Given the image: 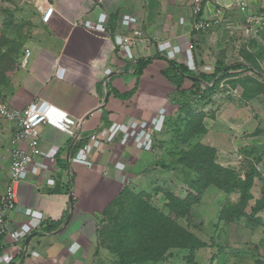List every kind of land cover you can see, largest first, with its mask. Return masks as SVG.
Wrapping results in <instances>:
<instances>
[{
  "label": "crops",
  "instance_id": "0c3cea01",
  "mask_svg": "<svg viewBox=\"0 0 264 264\" xmlns=\"http://www.w3.org/2000/svg\"><path fill=\"white\" fill-rule=\"evenodd\" d=\"M43 1L54 6L56 13L42 24L40 39L25 47L31 53L27 65L21 66L24 49L18 68L6 84L0 83L1 102L9 108L22 110L35 99L53 107L42 129V154L22 176L16 208L6 218L8 231L21 224H29L32 231L15 243L4 237L0 253L25 256L23 264H96L105 253L98 237L102 213L112 201L125 191L149 194L146 187L164 184L168 121L183 114L178 103L182 91L191 98L196 83L202 90L211 87L213 82H200L198 76L211 75L218 65L227 67L236 43L244 45L235 56L237 70L229 73L258 74L256 68L264 59V29L246 33L244 20L248 13H259L264 2L205 0L204 11L194 16L192 0ZM240 2L246 11L240 10ZM215 9L223 11L219 25L194 33V22L208 20ZM101 13L108 16L106 32L86 29ZM130 20L138 25L128 27ZM136 27L147 41L127 55L117 47L115 36L127 35ZM227 30H234L233 46L228 45L232 39ZM160 42L172 47L169 54L157 52ZM190 45L193 60L187 65L185 51ZM59 68L64 70L61 79L56 78ZM179 75L183 81L177 88L171 80ZM247 91L241 88L231 97L221 92L196 107L204 115L206 133L199 138L204 145L217 155L225 153V158L232 159L234 153L235 160L241 158L252 166L264 162V93L254 98L247 97ZM162 114L166 119L152 151L119 142L100 143L82 160L76 159L91 134L108 130L116 122L124 131ZM14 131L13 123L0 118V196L8 181ZM41 166L49 168L47 178L37 177L36 167ZM241 174L244 179L246 174ZM255 185H259L256 172L253 189ZM27 209L34 212L32 217L24 214Z\"/></svg>",
  "mask_w": 264,
  "mask_h": 264
},
{
  "label": "rangeland",
  "instance_id": "374dc122",
  "mask_svg": "<svg viewBox=\"0 0 264 264\" xmlns=\"http://www.w3.org/2000/svg\"><path fill=\"white\" fill-rule=\"evenodd\" d=\"M43 2V0H0V57L3 53H8L11 58L6 71H1L0 68V79L3 75L5 81L11 77L14 69L18 68L20 53L25 47L35 44L36 39L39 38L38 36L41 34L39 30L42 29V24L45 23L42 10L46 5L48 6V4L44 5ZM233 31L227 30V35L232 39L231 44L228 45L232 46V42L236 41L232 38ZM223 33L226 34V32H221V34ZM241 45L244 44L236 43L233 46L231 52L235 51V55L227 57L232 61L227 67L236 64L237 57L235 56ZM243 51L246 52L245 49ZM0 65L2 64L0 63ZM258 65L264 67L263 57ZM261 66L256 68L258 74L247 73V71L230 72V75L233 76L224 79L226 81L218 85L217 91L211 97L215 94L219 96L221 92L225 97L236 96V91L240 93L241 88L245 91L248 90V97L251 95L255 98L260 93H264V68H261ZM12 67H14L13 70ZM235 70H237L236 67L230 71ZM1 84L6 83L2 82ZM1 101H3L2 96L0 97V104L2 105L3 102ZM200 104L198 103V105ZM194 109L197 111V107H194ZM175 120L177 121V118ZM178 122H183L182 127L186 123L183 116ZM166 139L167 144L165 143L164 150L166 151V159L170 162V168L168 169L169 166L166 164L167 172H165L164 184L158 185L159 188L156 187V189L158 188L157 191H155L154 186L146 187L151 195L152 204L163 210L166 203L165 192H169L180 199L186 198L188 193L198 194L190 188L187 183V172L179 164L183 152L188 151L191 146H182L177 143L173 146L171 134H168ZM162 141H164V138ZM199 141L201 144L203 143L202 145L205 144L204 140L202 142L201 139L192 143L196 144ZM164 150L162 149V151ZM169 151H172L171 155ZM233 155L232 159H229L225 158V153H220L217 155V163L223 167L234 169L240 177L242 176L241 172L246 175L252 172L250 163H242L241 158L235 160L236 156L234 153ZM253 173H251L252 176ZM250 193L251 199L242 211L243 216L229 221L227 219L229 217L228 211L231 206L239 202V193L233 192L226 196L214 187L204 190L203 194L200 195V202L195 203L191 208L190 216L177 222L183 228L197 235L205 243V247L195 252L194 259H189L186 250H171L169 251L171 257L155 264H264V208L255 213L252 212L256 203L264 197V191L259 185H255L254 189L251 187ZM102 249L105 251L103 259L100 258V262L96 264H115V257L110 255L103 247Z\"/></svg>",
  "mask_w": 264,
  "mask_h": 264
},
{
  "label": "trees",
  "instance_id": "16d2710c",
  "mask_svg": "<svg viewBox=\"0 0 264 264\" xmlns=\"http://www.w3.org/2000/svg\"><path fill=\"white\" fill-rule=\"evenodd\" d=\"M1 57V71H6L10 64V55L3 53ZM236 66L218 65L211 75H199V81H206L207 84L213 82V85L202 90L196 83L190 92L191 98L184 97L182 91L178 103L183 115L180 113L176 117L177 121L175 118L168 121L172 145L175 146L177 143L182 146H191L188 151L183 152L179 164L187 172V183L190 188L198 194L188 193L186 198L180 199L165 192L166 203L163 210L152 204L150 194H134L125 191L102 213L101 228L98 231L100 246L115 257V264H155L171 257L169 252L171 250H186L189 259H194L195 252L205 247V243L197 235L179 225L177 221L185 220L190 216L191 208L195 203L200 202V195L209 187L217 188L226 196L238 192L239 202L231 206L227 219L233 221L234 218L243 216L242 211L251 199L253 171L241 179L234 169L217 163V151L214 148L199 142L192 143L206 133L203 125L204 115L197 112L194 107L199 102L209 101L208 98L217 91L219 83L233 76L229 71ZM181 71L187 74L183 69ZM3 76L0 83H6ZM171 81L180 88L183 77L179 75L177 80ZM246 96L248 97L247 94ZM182 116L186 121L184 127L181 125L183 122H178ZM169 152L171 155L172 151ZM169 164L170 162L167 164L168 169ZM253 168L252 164L251 170ZM262 208H264V197L256 203L252 212L255 213Z\"/></svg>",
  "mask_w": 264,
  "mask_h": 264
},
{
  "label": "built area",
  "instance_id": "2783aa9c",
  "mask_svg": "<svg viewBox=\"0 0 264 264\" xmlns=\"http://www.w3.org/2000/svg\"><path fill=\"white\" fill-rule=\"evenodd\" d=\"M205 0H192V14L194 16L200 15L204 11ZM241 11H246V5L242 2L237 4ZM43 9V7H41ZM46 12V13H45ZM44 18L47 22L51 13L52 7H44ZM211 18L208 20L198 19L192 26V31L196 34L202 33L213 26L219 25L223 19V11L215 9L211 11ZM129 26H137L136 22L129 21ZM245 32L257 33L264 29V5L259 13H248L245 20ZM108 26V18L104 13H101L94 23L86 25V29L93 33H105ZM117 47L120 51H125L130 55L134 49L146 42L143 32L140 27L130 29L127 35L115 36ZM192 46H188L185 51L186 62L189 65L192 60L190 50ZM172 47L166 43H158L156 50L159 54L167 55L170 53ZM30 50L25 49L24 57L21 61V66L25 67L28 63ZM64 75V70L59 68L56 72V78L61 79ZM52 107L43 99H35L28 104L24 109H12L6 105H0V118L9 121L15 125L12 143L15 147L11 152V162L9 169L8 181L3 193L0 196V245L4 237H8L12 243L19 242L28 237L32 231L29 224H21L14 231H8L6 226V218L12 213L17 204V190L22 180V176L34 165L36 157L41 156L40 145L42 142V129L47 124L49 114ZM166 119V114L155 116L135 127H125L124 131H120L121 124L116 122L110 129L102 130L91 134L86 142L81 146L77 152L76 159L82 160L86 155L92 153L96 145L100 143L109 144L112 142L124 143L132 145L134 149L150 152L155 145V136L160 131L162 121ZM122 133V134H121ZM23 144V146H20ZM49 157V154H48ZM254 169L258 175V183L264 190V162H254ZM38 168L37 177H45L49 173L46 167ZM40 170V172H39ZM107 174V173H105ZM50 180V179H48ZM127 185L130 184V179L125 180ZM24 214L27 217H32L34 212L32 210H25ZM37 219H41V215H37ZM25 256L11 257L7 254L0 253V263L3 264H23Z\"/></svg>",
  "mask_w": 264,
  "mask_h": 264
},
{
  "label": "clouds",
  "instance_id": "9594fccd",
  "mask_svg": "<svg viewBox=\"0 0 264 264\" xmlns=\"http://www.w3.org/2000/svg\"><path fill=\"white\" fill-rule=\"evenodd\" d=\"M50 7H52V13L53 14H55L56 13V11H55V8H54V6H52V5H49ZM49 6H47V7H49ZM46 13V12H45ZM51 13V14H52ZM44 14V13H43ZM45 15V14H44ZM51 16V15H50ZM50 18V17H49ZM107 18H108V16H107ZM48 21V20H47ZM46 23V22H45ZM209 30V29H208ZM207 31V30H206ZM205 32V31H204ZM192 60H193V58H192ZM224 81H226V80H223V81H221L220 83H222V82H224ZM43 101H45V100H43ZM45 102H47V101H45ZM51 107H52V105L49 103V102H47ZM53 108V107H52ZM253 165H254V163H253ZM255 170V169H254ZM256 172V171H255ZM257 174V173H256ZM262 189V188H261ZM263 190V189H262ZM264 191V190H263Z\"/></svg>",
  "mask_w": 264,
  "mask_h": 264
},
{
  "label": "water",
  "instance_id": "95a60500",
  "mask_svg": "<svg viewBox=\"0 0 264 264\" xmlns=\"http://www.w3.org/2000/svg\"><path fill=\"white\" fill-rule=\"evenodd\" d=\"M69 206H70V209H71L72 208V202H71V200L69 202Z\"/></svg>",
  "mask_w": 264,
  "mask_h": 264
}]
</instances>
